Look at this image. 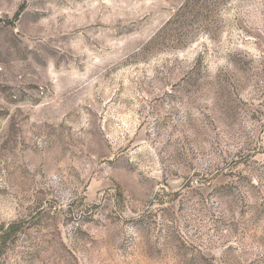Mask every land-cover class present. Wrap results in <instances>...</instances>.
<instances>
[{
  "label": "rangeland",
  "instance_id": "1",
  "mask_svg": "<svg viewBox=\"0 0 264 264\" xmlns=\"http://www.w3.org/2000/svg\"><path fill=\"white\" fill-rule=\"evenodd\" d=\"M0 264H264V0H0Z\"/></svg>",
  "mask_w": 264,
  "mask_h": 264
}]
</instances>
